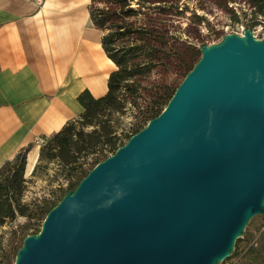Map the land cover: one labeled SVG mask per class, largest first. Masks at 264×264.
Segmentation results:
<instances>
[{
	"label": "water",
	"instance_id": "95a60500",
	"mask_svg": "<svg viewBox=\"0 0 264 264\" xmlns=\"http://www.w3.org/2000/svg\"><path fill=\"white\" fill-rule=\"evenodd\" d=\"M201 56L157 116L25 237L14 264H217L264 210V40Z\"/></svg>",
	"mask_w": 264,
	"mask_h": 264
},
{
	"label": "trees",
	"instance_id": "16d2710c",
	"mask_svg": "<svg viewBox=\"0 0 264 264\" xmlns=\"http://www.w3.org/2000/svg\"><path fill=\"white\" fill-rule=\"evenodd\" d=\"M247 3L254 13L247 26L264 22V0ZM89 10L93 24L102 31L105 53L116 66L107 79V91L95 96L86 88L77 94L81 113L45 136L40 146L38 164L44 162L47 168L58 161L65 185L52 188L51 197L24 200L26 165L34 142L0 166V227L15 222L6 242L0 241V264H14L25 237L40 231L47 213L66 192L161 113L201 56V49L180 38V0H90ZM239 18L235 13L234 20ZM191 19L201 22L205 16L195 13ZM129 111L135 121L125 130L120 119ZM19 215L25 220L18 221ZM217 264H264V210L248 222L230 256Z\"/></svg>",
	"mask_w": 264,
	"mask_h": 264
},
{
	"label": "crops",
	"instance_id": "0c3cea01",
	"mask_svg": "<svg viewBox=\"0 0 264 264\" xmlns=\"http://www.w3.org/2000/svg\"><path fill=\"white\" fill-rule=\"evenodd\" d=\"M89 4L0 0V166L35 135L49 136L77 117L82 90L107 91L116 65Z\"/></svg>",
	"mask_w": 264,
	"mask_h": 264
},
{
	"label": "rangeland",
	"instance_id": "374dc122",
	"mask_svg": "<svg viewBox=\"0 0 264 264\" xmlns=\"http://www.w3.org/2000/svg\"><path fill=\"white\" fill-rule=\"evenodd\" d=\"M181 13L179 14V34L186 45L193 44L201 49L202 46L219 43L228 33L243 35L250 17H253L252 8L247 0H180ZM247 12V15L244 14ZM198 13L205 16L201 22H193L192 16ZM235 13L239 15V21L235 19ZM263 19L258 16L257 19ZM263 21V20H262ZM254 37L264 40V22L251 26ZM201 53H199V56ZM131 112L121 116V126L127 130L135 121ZM34 142V141H33ZM39 150L34 142V147L28 155L26 176L28 188L24 193V200L30 201L34 198L51 197V189L60 184L65 185L66 179L62 173V166L58 161H52L47 168L44 162L39 163ZM39 165L36 172H33ZM18 221H24L25 217L19 215ZM15 222H10L0 227V241L6 242L7 231ZM23 244V243H22Z\"/></svg>",
	"mask_w": 264,
	"mask_h": 264
},
{
	"label": "built area",
	"instance_id": "2783aa9c",
	"mask_svg": "<svg viewBox=\"0 0 264 264\" xmlns=\"http://www.w3.org/2000/svg\"><path fill=\"white\" fill-rule=\"evenodd\" d=\"M45 137L44 135H35L34 137V142L38 145L41 146V138Z\"/></svg>",
	"mask_w": 264,
	"mask_h": 264
},
{
	"label": "bare ground",
	"instance_id": "6f19581e",
	"mask_svg": "<svg viewBox=\"0 0 264 264\" xmlns=\"http://www.w3.org/2000/svg\"><path fill=\"white\" fill-rule=\"evenodd\" d=\"M98 70V69H97ZM96 70V71H97ZM102 73V72H101ZM103 74V73H102ZM102 74H100V75H102ZM102 77V76H101ZM106 77V76H105ZM94 78V77H93ZM104 79V78H103ZM103 79H102V81H103ZM103 83H104V81H103ZM102 85V84H101ZM44 141H45V137H43V138H41V144H43L44 143Z\"/></svg>",
	"mask_w": 264,
	"mask_h": 264
}]
</instances>
